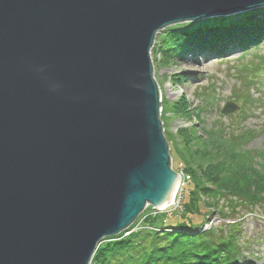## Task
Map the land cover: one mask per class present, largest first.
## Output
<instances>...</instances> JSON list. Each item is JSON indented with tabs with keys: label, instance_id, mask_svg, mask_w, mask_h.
Returning <instances> with one entry per match:
<instances>
[{
	"label": "water",
	"instance_id": "95a60500",
	"mask_svg": "<svg viewBox=\"0 0 264 264\" xmlns=\"http://www.w3.org/2000/svg\"><path fill=\"white\" fill-rule=\"evenodd\" d=\"M258 8L264 0H0V264H89L146 205L170 203L179 175L155 36Z\"/></svg>",
	"mask_w": 264,
	"mask_h": 264
},
{
	"label": "trees",
	"instance_id": "16d2710c",
	"mask_svg": "<svg viewBox=\"0 0 264 264\" xmlns=\"http://www.w3.org/2000/svg\"><path fill=\"white\" fill-rule=\"evenodd\" d=\"M264 46V8L249 10L236 16L221 19H206L193 23L169 26L157 34L151 51L160 54V64L193 58H223L233 53H246ZM178 81V78H172ZM188 105L184 98L173 103L175 114L186 115ZM184 131H179L181 136ZM244 134L226 140L227 145H238ZM225 143V144H226ZM231 150L213 157L205 156L197 162L193 154L185 159L183 169L190 180L179 198L178 218L156 219L163 214L147 216L148 225L132 230L126 235L120 232L103 238L97 245L89 264H237L241 256L235 237L238 211L259 205L264 200V155L263 163L254 165L251 153L242 154ZM188 160V161H187ZM191 163L195 164L191 168ZM189 164V165H188ZM191 184V186H189ZM217 209L221 217H230L234 222L228 236L216 234L213 229L196 232L199 228L187 220ZM134 221L126 231H129ZM205 223V222H204Z\"/></svg>",
	"mask_w": 264,
	"mask_h": 264
},
{
	"label": "rangeland",
	"instance_id": "374dc122",
	"mask_svg": "<svg viewBox=\"0 0 264 264\" xmlns=\"http://www.w3.org/2000/svg\"><path fill=\"white\" fill-rule=\"evenodd\" d=\"M153 50H150V58L153 77L161 94L160 120L169 146L171 169L177 172L178 167H183L185 156L190 158L193 154L194 159L191 160L200 162L208 154L209 157L214 156L210 161H215L216 155L231 150L238 152V149L242 154L251 153L254 165L260 166L264 155V46L243 54L236 52L222 59L187 55L183 60L167 65L160 64V54ZM174 77L178 81L172 80ZM169 92H174V95ZM183 98L188 105V113L175 114L173 103ZM227 101L237 108L221 114L220 110ZM179 131H184L181 136ZM237 134H244V139L236 141L238 145L234 147L227 145L226 140ZM194 166L191 163L190 167ZM186 184L177 191L175 205L166 204L161 211H154L146 205L134 220L136 222L130 232L140 229L139 226L147 229L148 225L143 220L147 216H155V213L164 215L156 219L157 223L164 219L169 224V218H175L180 212L175 210L179 207L180 199L178 203L177 199ZM237 218L235 229L238 234L235 232V237L241 251L237 264H264V200L250 213L240 209ZM186 219L199 225L196 232L210 227L223 237L230 235L231 225L227 223L235 221L221 217L216 208L205 215L187 216Z\"/></svg>",
	"mask_w": 264,
	"mask_h": 264
},
{
	"label": "built area",
	"instance_id": "2783aa9c",
	"mask_svg": "<svg viewBox=\"0 0 264 264\" xmlns=\"http://www.w3.org/2000/svg\"><path fill=\"white\" fill-rule=\"evenodd\" d=\"M158 92H159V89H158ZM159 102H161V94H160V92H159ZM160 112H161V106H160ZM177 174L179 175V181H178V184H177L176 188L174 189V192H173V195H172V198H171V202H170L171 205H175L174 199H175V195H176L177 191L178 190L179 191L182 190V186L184 184L188 183L189 180H190V177H189L188 173H186L182 167H178L177 168ZM180 182H181V184H180ZM179 184H180V186H178ZM178 200H179V198L177 199V203H178ZM155 210L156 211H161V210H163V206L160 207V208H154V211ZM138 228H141V226H139ZM204 228H205V226H204ZM129 232H130V230L129 231H124L123 235H126Z\"/></svg>",
	"mask_w": 264,
	"mask_h": 264
},
{
	"label": "bare ground",
	"instance_id": "6f19581e",
	"mask_svg": "<svg viewBox=\"0 0 264 264\" xmlns=\"http://www.w3.org/2000/svg\"><path fill=\"white\" fill-rule=\"evenodd\" d=\"M156 37V36H155ZM155 40V39H154ZM151 50V49H150ZM169 94L174 95V92H169Z\"/></svg>",
	"mask_w": 264,
	"mask_h": 264
}]
</instances>
